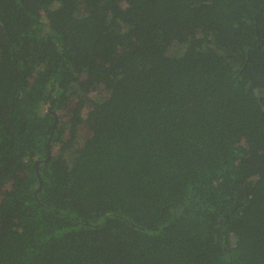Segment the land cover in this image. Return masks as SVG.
<instances>
[{
  "label": "trees",
  "instance_id": "trees-1",
  "mask_svg": "<svg viewBox=\"0 0 264 264\" xmlns=\"http://www.w3.org/2000/svg\"><path fill=\"white\" fill-rule=\"evenodd\" d=\"M0 25V264H264V0H0Z\"/></svg>",
  "mask_w": 264,
  "mask_h": 264
},
{
  "label": "water",
  "instance_id": "water-1",
  "mask_svg": "<svg viewBox=\"0 0 264 264\" xmlns=\"http://www.w3.org/2000/svg\"><path fill=\"white\" fill-rule=\"evenodd\" d=\"M4 41H6V38H5L4 33H3V28H2V26L0 25V46H1V44H2ZM55 123H56V118H55V120H54V122H53V127L55 126ZM49 143H50V141L48 140V142H47V158H46L45 161H48L49 158H50V156H51L50 148H49ZM35 165H36V170H37V169H38V162H36ZM37 171H38V170H37Z\"/></svg>",
  "mask_w": 264,
  "mask_h": 264
},
{
  "label": "rangeland",
  "instance_id": "rangeland-1",
  "mask_svg": "<svg viewBox=\"0 0 264 264\" xmlns=\"http://www.w3.org/2000/svg\"><path fill=\"white\" fill-rule=\"evenodd\" d=\"M88 132L85 130V131H83V133H82V136H84V134H87ZM56 148V147H55ZM6 189L7 188H9V184H7V186L5 187Z\"/></svg>",
  "mask_w": 264,
  "mask_h": 264
}]
</instances>
